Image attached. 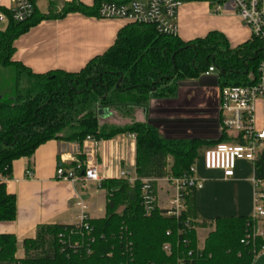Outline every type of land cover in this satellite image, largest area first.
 I'll return each instance as SVG.
<instances>
[{
	"label": "trees",
	"instance_id": "obj_1",
	"mask_svg": "<svg viewBox=\"0 0 264 264\" xmlns=\"http://www.w3.org/2000/svg\"><path fill=\"white\" fill-rule=\"evenodd\" d=\"M103 1L111 0H94L92 6L74 2L60 13L46 15L36 8L28 21H10L0 29V222L16 218V197L6 184L13 178L14 162L32 157L52 139L81 144L88 136L108 140L132 134L136 180L133 184L124 177L101 180L107 192L105 217L87 219L88 229L79 224L41 225L35 238L24 241L23 258L16 257V236L0 233V264H178L179 259L185 264H254L264 250V238H248L254 226L251 217L198 223L196 190L191 188L184 193L186 209L180 220L161 210L146 214L142 204L141 179L189 175L199 149L227 141L225 134L216 142L166 138L150 123L133 121L107 129L100 117L108 116L112 108L131 110L147 107L153 97L170 98L179 80L199 78L210 66L218 69L221 88L251 84L264 60L263 40L252 36L232 47L219 31L185 41L159 34L150 25L129 23L110 49L77 72L38 74L13 60L16 39L42 20L70 12L98 17ZM192 1L209 0H185ZM257 166L264 178L263 162ZM187 217L194 220L190 227L182 222ZM197 228H210L203 242ZM167 243L170 253L164 249Z\"/></svg>",
	"mask_w": 264,
	"mask_h": 264
},
{
	"label": "crops",
	"instance_id": "obj_2",
	"mask_svg": "<svg viewBox=\"0 0 264 264\" xmlns=\"http://www.w3.org/2000/svg\"><path fill=\"white\" fill-rule=\"evenodd\" d=\"M92 6L94 0H43L36 8L43 14L60 13L71 3ZM11 0H0V11L9 10ZM178 36L185 41L203 37L211 31L223 33L232 47L248 41L251 31L234 13H213L206 1L184 2L178 12ZM127 24L118 19H102L80 12H70L62 18L39 22L14 42L13 60L43 74L55 70L77 72L94 57L104 54L116 42L118 33ZM215 74V73H213ZM177 82L174 96L152 98L147 107L124 108L125 118L118 126L133 121L156 126L166 138H199L216 142L221 137L218 127L220 89L212 75ZM118 109H109L103 120L114 119ZM258 116L264 121V100L258 103ZM117 126V127H118ZM216 137V138H214ZM85 141V140H84ZM83 143L52 139L40 145L33 156L21 158L13 164V178L6 181L7 190L16 197V218L0 222V233H12L17 239V258L25 256L23 243L36 236L41 225H74L80 215L87 219H101L106 215L107 192L100 182L59 179L57 170L61 155L70 159L82 158ZM216 145V144H215ZM214 145L203 146L204 150ZM96 161L101 180L120 178L122 172L135 176L136 142L132 134L117 135L99 140ZM32 172L28 176V171ZM195 176L203 187L196 191V221L213 223L218 217H251L254 211L253 166L239 161L232 178L222 171L207 170L203 157ZM159 204L166 207L174 193L165 178L157 181ZM83 201L86 209L78 205ZM210 228H197L198 238ZM208 234V232H207Z\"/></svg>",
	"mask_w": 264,
	"mask_h": 264
},
{
	"label": "built area",
	"instance_id": "obj_3",
	"mask_svg": "<svg viewBox=\"0 0 264 264\" xmlns=\"http://www.w3.org/2000/svg\"><path fill=\"white\" fill-rule=\"evenodd\" d=\"M43 0H11L8 12L0 11V22L28 21L34 16L38 2ZM185 0H111L101 2L98 8V17L102 19H118L130 24H143L152 26L159 34L178 36V12ZM213 13H234L242 24L264 42V0H209ZM218 69L210 66L204 73L211 75ZM264 100V60L258 67V76L251 84L225 86L220 89L218 105L221 134H225L227 141L217 143L203 153V161L207 170H219L225 178H232L239 161H246L253 166L254 185V211L251 219L254 221L253 232L248 238H264V178L259 177L258 162H263L264 169V121L258 116V103ZM99 140L88 136L84 141V148L80 158L71 159L74 165H67L70 159L61 155L57 170L59 179L72 181L81 180L101 182L96 161V148ZM264 171V170H263ZM28 176L32 175L29 170ZM195 163L190 167V174L183 177H167L166 181L174 190L166 207L159 204L157 188L153 178L141 179L142 204L146 214L157 210L163 215L182 219L186 209L184 193L187 189L199 190L203 183L196 176ZM121 177L133 184L136 180L126 172ZM78 205L86 209L83 201ZM87 218L80 215L79 224L89 228ZM186 227L192 226L194 220L190 217L183 219ZM169 233V232H168ZM79 246V243H76ZM167 253L171 252V244L164 246ZM261 252L259 255H261ZM258 255V256H259ZM256 256V258L258 257ZM256 260V259H255ZM178 264H185L183 259Z\"/></svg>",
	"mask_w": 264,
	"mask_h": 264
},
{
	"label": "rangeland",
	"instance_id": "obj_4",
	"mask_svg": "<svg viewBox=\"0 0 264 264\" xmlns=\"http://www.w3.org/2000/svg\"><path fill=\"white\" fill-rule=\"evenodd\" d=\"M7 25H8V22H6V21H4V22H0V29L1 30H5L6 29V27H7ZM214 76V77H213ZM212 77H213V83L215 84V87H217L218 89H221V84L219 83V71H217L215 74H213L212 75ZM112 109H115V108H112ZM117 109V108H116ZM118 112H119V114H118V118H117V124H115L114 122V119H112V121H110V119L109 118H106V119H104L103 120V122H104V125L107 127V129H109V128H111V127H116V126H118L119 125V122L121 121V119H124L125 117L123 116V115H125V110H123V108H118V110H117ZM217 113H218V118H219V110H217ZM124 126V125H123ZM123 126H120V127H123ZM218 127H219V129H220V123H218ZM214 138H216V137H214ZM204 148L203 147H201L200 149H199V156H198V158L196 159V161H195V166H196V168H197V166L201 163V160H202V157H203V153H204ZM207 232H209L208 230H207ZM207 232L206 231H203V233H200V239L202 240V239H205L206 238V236H207Z\"/></svg>",
	"mask_w": 264,
	"mask_h": 264
},
{
	"label": "water",
	"instance_id": "obj_5",
	"mask_svg": "<svg viewBox=\"0 0 264 264\" xmlns=\"http://www.w3.org/2000/svg\"><path fill=\"white\" fill-rule=\"evenodd\" d=\"M254 264H264V253H262L256 258Z\"/></svg>",
	"mask_w": 264,
	"mask_h": 264
}]
</instances>
